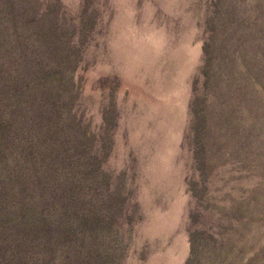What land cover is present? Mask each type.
<instances>
[{"label": "rangeland", "instance_id": "374dc122", "mask_svg": "<svg viewBox=\"0 0 264 264\" xmlns=\"http://www.w3.org/2000/svg\"><path fill=\"white\" fill-rule=\"evenodd\" d=\"M0 264H264V0H0Z\"/></svg>", "mask_w": 264, "mask_h": 264}]
</instances>
